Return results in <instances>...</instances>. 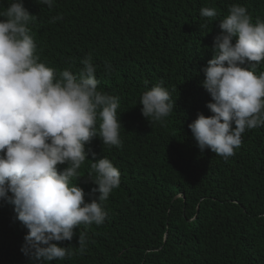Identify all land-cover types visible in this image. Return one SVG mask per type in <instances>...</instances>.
Wrapping results in <instances>:
<instances>
[{
	"label": "trees",
	"instance_id": "1",
	"mask_svg": "<svg viewBox=\"0 0 264 264\" xmlns=\"http://www.w3.org/2000/svg\"><path fill=\"white\" fill-rule=\"evenodd\" d=\"M246 2L253 22L264 21V0ZM203 3L216 1L163 0L152 15L151 6L132 0L105 19L91 18L87 6L43 21L40 61L76 75L81 61L91 57L98 90L119 97L123 126L122 147L103 145L99 136L86 144L80 178L71 181L90 203L99 195L91 164L106 157L119 169L120 185L103 202L105 222L81 225L71 241L56 242L72 254L50 264H264V127L245 131L227 161L209 149L202 152L188 127L208 94L203 68L219 34L197 25L196 8ZM263 70L264 61L255 74ZM157 84L170 91L175 107L162 122L150 124L139 100ZM81 231L87 233L83 254ZM27 232L14 205L0 200V264H43L21 251Z\"/></svg>",
	"mask_w": 264,
	"mask_h": 264
},
{
	"label": "clouds",
	"instance_id": "2",
	"mask_svg": "<svg viewBox=\"0 0 264 264\" xmlns=\"http://www.w3.org/2000/svg\"><path fill=\"white\" fill-rule=\"evenodd\" d=\"M90 1L0 0V200L14 205L16 219L28 229L21 251L43 264L72 254L56 242L71 241L74 229L105 222L103 202L120 185V171L106 157L95 160L89 172L95 173L97 198L86 202L84 190L71 183L80 178L78 170L89 155L85 146L93 138L122 147L119 97L98 90L91 57L74 75L68 69L57 73L36 54L46 18L58 16L55 22L89 6L91 18L105 19L132 0ZM137 1L151 6L152 15L163 2ZM215 1L196 8L197 25L219 34L213 58L203 68L208 94L188 127L202 152L209 149L227 161L245 131L264 127V70L255 74L264 61V21L253 22L246 0ZM135 12L145 20L139 8ZM112 70L105 65L106 73ZM139 104L150 124L162 122L175 107L160 84L144 91ZM206 108L212 115L205 116ZM58 165L67 166L58 170ZM78 243L83 254L86 232L79 233Z\"/></svg>",
	"mask_w": 264,
	"mask_h": 264
}]
</instances>
